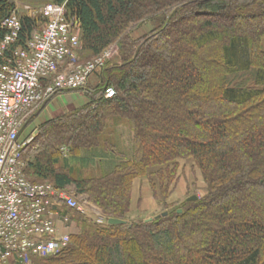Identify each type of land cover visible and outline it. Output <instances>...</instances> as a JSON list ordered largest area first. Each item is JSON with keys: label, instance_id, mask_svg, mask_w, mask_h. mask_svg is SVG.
<instances>
[{"label": "trees", "instance_id": "trees-1", "mask_svg": "<svg viewBox=\"0 0 264 264\" xmlns=\"http://www.w3.org/2000/svg\"><path fill=\"white\" fill-rule=\"evenodd\" d=\"M50 2L64 3L67 18L79 22L80 57L117 44L120 60L100 69L89 101L44 121L20 151L34 182L71 188L105 217L83 221L65 247L31 260L264 264V0ZM13 9V1L0 0V42L8 31L1 21ZM20 21L7 53L43 18L22 14ZM108 86L115 93L106 98ZM119 126L129 135L123 150ZM62 147L69 156L59 165ZM95 157L98 176L71 174V159L80 171ZM181 159L200 171L206 191L168 208ZM139 177L163 207L149 221L128 220Z\"/></svg>", "mask_w": 264, "mask_h": 264}, {"label": "built area", "instance_id": "built-area-1", "mask_svg": "<svg viewBox=\"0 0 264 264\" xmlns=\"http://www.w3.org/2000/svg\"><path fill=\"white\" fill-rule=\"evenodd\" d=\"M37 13L41 24L10 53L6 50L17 40L21 21L16 9L1 21L8 33L0 42V264H30V256H48L68 244L67 211L80 210V203L66 189L29 179L20 151L31 137L21 134L41 101L61 90H83L114 49L77 63L79 22L66 17L65 4L47 2ZM114 93L108 86L103 96Z\"/></svg>", "mask_w": 264, "mask_h": 264}, {"label": "rangeland", "instance_id": "rangeland-1", "mask_svg": "<svg viewBox=\"0 0 264 264\" xmlns=\"http://www.w3.org/2000/svg\"><path fill=\"white\" fill-rule=\"evenodd\" d=\"M13 1L16 8H17V12L19 13V15L21 16L22 14H30V15H37V10L46 2H50L51 0H10ZM146 30L148 29L147 27H143V29ZM142 29V30H143ZM142 30H140L138 33H141ZM114 48V49H113ZM112 56L110 58L111 62H116L120 60L119 56H118V48H115L114 45H112ZM81 54V49H79V51L75 52V62L77 63H82L85 62L89 59H91L92 57H87V58H82L80 57ZM69 61V60H67ZM100 71H95L93 73H91V75L89 76V79L87 81V84L85 86V88L83 90H64V91H60L57 92L56 94H54L49 100L48 103L51 102V100L58 96L61 95L65 92H76V93H80L81 95H83L84 92H87L88 95L95 90V88H98L99 86H101V79H100ZM45 103H42L40 105H38L33 113L32 116L30 117V119L27 122V125L25 127L24 132L21 134V138L22 139H27L31 137V140L33 141L34 139L38 138L39 134H40V125L49 119H53L55 117L58 116V114H48L46 116L43 117H37L35 115V113L38 111V109L41 108V106H44ZM47 104V103H46ZM50 104V103H49ZM85 104V103H84ZM84 104H80L78 106H76L75 108L82 106ZM73 108V109H75ZM72 109V110H73ZM62 114V113H61ZM60 115V114H59ZM118 132L120 133V144L119 147L123 149H125L124 147H126L127 144V140H128V132L127 130L123 127V126H119L118 127ZM124 146V147H123ZM60 152H61V163H59V165L62 164V159L63 158H67L69 156V153L67 151L66 147H62L60 148ZM70 165L73 166V168L75 169L74 173H71L73 176H77V171L80 172V175L83 176H98L101 172L100 170V164H87L86 168H81V170L79 171L78 168V163L74 160H70L69 161ZM177 175L176 178L174 180V183L172 185V191L170 192V195L168 196V198L166 199V202H168L169 206L168 208H175L178 205L182 204L183 201L187 200V198L189 196L192 195H196L201 196L204 194V192L206 191V185L204 183L203 177L200 173V171L192 164V161L190 159H181L179 160V168L177 171ZM137 179H145L147 180V182L149 183L148 179L146 178H137ZM150 185V183H149ZM69 190V191H68ZM68 192H70L71 194H74V191H72L71 188H68ZM150 190L152 192V196H153V191L151 189L150 186ZM74 197L76 198V200L80 203V210H69V222L67 223V225L65 226V230L70 233H76L81 231V226L83 224V221L85 222V220H89L92 223H97L99 219H104V215L101 213L100 209L98 207H96L95 205L86 202L85 199H83L84 197H81L80 195H75ZM154 198V196H153ZM154 200L156 201V199L154 198ZM152 201V200H151ZM157 202V201H156ZM88 205L94 207L96 210H98L97 212H91V209L88 207ZM130 208H131V199H130ZM163 210V207H161L158 203L156 208H152L148 209V211H143V210H137L134 212H130L131 210H129V216H128V220L130 221H135L138 219L141 220H145L147 218L153 217L156 214H159L161 211ZM104 221V220H103ZM102 221V222H103ZM99 224V223H97ZM69 243V241H68ZM49 257V256H47ZM47 257H38L40 259H44ZM30 264H35L34 260H31Z\"/></svg>", "mask_w": 264, "mask_h": 264}, {"label": "crops", "instance_id": "crops-1", "mask_svg": "<svg viewBox=\"0 0 264 264\" xmlns=\"http://www.w3.org/2000/svg\"><path fill=\"white\" fill-rule=\"evenodd\" d=\"M89 95L87 92H84L83 95L76 92H65L61 95L54 97L51 102H45L44 106H41L40 109L35 113V115L39 117L46 116L48 114H61L67 111L72 110L76 106L80 104H84L89 101ZM47 103V104H46ZM100 158L95 157L94 162L98 165ZM152 200V201H151ZM157 202L154 200L152 196V192L150 190V185L145 179H135L132 185L131 191V208L130 212H134L137 210L148 211L154 207L156 208ZM98 211V210H96ZM67 233H69L67 231Z\"/></svg>", "mask_w": 264, "mask_h": 264}, {"label": "bare ground", "instance_id": "bare-ground-1", "mask_svg": "<svg viewBox=\"0 0 264 264\" xmlns=\"http://www.w3.org/2000/svg\"><path fill=\"white\" fill-rule=\"evenodd\" d=\"M46 3H47V2H46ZM16 12H17V8H16ZM9 14H10V13H9ZM9 14H8V15H9ZM17 14H18V16H19V13H18V12H17ZM37 14H38V13H37ZM8 15H7V16H8ZM66 17H67V13H66ZM19 18H20V16H19ZM79 27H80V24H79ZM7 30H8V29H7ZM80 32H81V31H80ZM7 33H8V31H7ZM5 35H6V34H5ZM5 35H4V36H5ZM79 39H80V35H79ZM2 40H3V39H2ZM80 42H81V41H80ZM112 45H114L115 48H118V45H117V44H111V45H109L107 48L112 47ZM107 48H105V49H107ZM105 49H104V50H105ZM104 50H103V51H104ZM103 51H102V52H103ZM102 52H101V53H102ZM101 53H100V54H101ZM92 58H93V57H92ZM67 60H69V59L67 58L66 60H64L63 64H66V63L68 62ZM108 61H111V60L109 59ZM108 61H107V62H108ZM107 62H106V64H107ZM82 63H83V62H82ZM106 64H105V65H106ZM105 65H104V66H105ZM104 66H103V67H104ZM62 91H64V90H62ZM59 92H60V91H59ZM55 94H56V93H55ZM53 95H54V94H53ZM53 95H52V96H53ZM52 96H50L49 98H47V99L41 101L38 105H40V104H42V103H45V102L48 101ZM38 105H37V106H38ZM37 106H36V107H37ZM30 141H31V140H30ZM30 141H29V142H30ZM27 143H28V142H27ZM27 143H26V144H27ZM26 144H25V145H26ZM25 145H24V146H25ZM24 146H23V147H24ZM21 150H22V149H21ZM21 159H22V158H21ZM27 175H28V174H27ZM28 177H29V179H30L32 182H34V181L31 179V177H30L29 175H28ZM34 183H36V182H34ZM73 195H74V194H73ZM86 202H87V201H86ZM87 203H88V202H87ZM97 223L100 224V223H103V222H97ZM69 235H70V234L68 233V236H69ZM59 250H60V249H59ZM56 252H57V251H56ZM56 252H55V253H56ZM53 254H54V253H53ZM50 255H51V254H50ZM32 256H33V257H34V256H35V257H43V256H39V255H32ZM32 256H30V258H31ZM48 256H49V255H48ZM44 257H47V256H44ZM17 264H19V263H17Z\"/></svg>", "mask_w": 264, "mask_h": 264}, {"label": "water", "instance_id": "water-1", "mask_svg": "<svg viewBox=\"0 0 264 264\" xmlns=\"http://www.w3.org/2000/svg\"><path fill=\"white\" fill-rule=\"evenodd\" d=\"M196 198H197L196 195H192V196H189L187 198V200H195ZM178 211L180 212L181 210L179 209ZM165 213L166 212H164L163 214H165ZM151 219H152V217L147 218L146 221H149ZM107 222L110 223V224H126V220L119 219V218H112V217L108 218Z\"/></svg>", "mask_w": 264, "mask_h": 264}]
</instances>
